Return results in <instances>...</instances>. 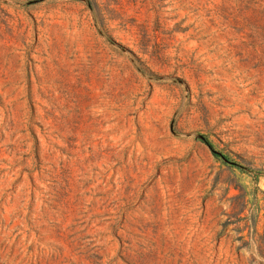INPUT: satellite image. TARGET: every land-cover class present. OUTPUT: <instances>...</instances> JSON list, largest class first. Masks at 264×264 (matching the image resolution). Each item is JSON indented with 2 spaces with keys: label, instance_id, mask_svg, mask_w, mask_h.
<instances>
[{
  "label": "rangeland",
  "instance_id": "1",
  "mask_svg": "<svg viewBox=\"0 0 264 264\" xmlns=\"http://www.w3.org/2000/svg\"><path fill=\"white\" fill-rule=\"evenodd\" d=\"M0 264H264V0H0Z\"/></svg>",
  "mask_w": 264,
  "mask_h": 264
},
{
  "label": "trees",
  "instance_id": "2",
  "mask_svg": "<svg viewBox=\"0 0 264 264\" xmlns=\"http://www.w3.org/2000/svg\"><path fill=\"white\" fill-rule=\"evenodd\" d=\"M207 145H208L209 147H212V145H211V143H210V142H207Z\"/></svg>",
  "mask_w": 264,
  "mask_h": 264
}]
</instances>
